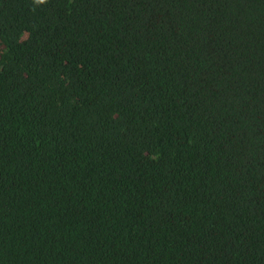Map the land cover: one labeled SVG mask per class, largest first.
<instances>
[{
    "label": "trees",
    "instance_id": "1",
    "mask_svg": "<svg viewBox=\"0 0 264 264\" xmlns=\"http://www.w3.org/2000/svg\"><path fill=\"white\" fill-rule=\"evenodd\" d=\"M0 264H264V0H0Z\"/></svg>",
    "mask_w": 264,
    "mask_h": 264
}]
</instances>
